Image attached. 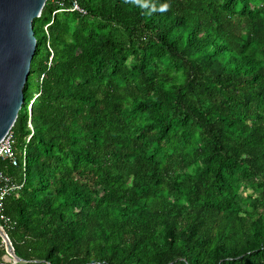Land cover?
I'll use <instances>...</instances> for the list:
<instances>
[{"label":"trees","instance_id":"16d2710c","mask_svg":"<svg viewBox=\"0 0 264 264\" xmlns=\"http://www.w3.org/2000/svg\"><path fill=\"white\" fill-rule=\"evenodd\" d=\"M34 31L17 256L264 264V0H48Z\"/></svg>","mask_w":264,"mask_h":264},{"label":"water","instance_id":"95a60500","mask_svg":"<svg viewBox=\"0 0 264 264\" xmlns=\"http://www.w3.org/2000/svg\"><path fill=\"white\" fill-rule=\"evenodd\" d=\"M47 3L48 0H0V144L25 111L37 55L34 22ZM0 237L6 244V258L23 261L2 227Z\"/></svg>","mask_w":264,"mask_h":264},{"label":"built area","instance_id":"2783aa9c","mask_svg":"<svg viewBox=\"0 0 264 264\" xmlns=\"http://www.w3.org/2000/svg\"><path fill=\"white\" fill-rule=\"evenodd\" d=\"M73 10L82 11L77 3L74 5ZM27 149L23 151V156L20 158L17 156L15 151V141L13 135L10 134L1 142L0 144V164L3 163H10L14 167H23V170H26L28 159ZM21 187L17 186L12 178L3 170H0V222L7 221L8 219L4 215V202L6 198L14 194L17 190ZM0 227L3 228L2 224L0 223ZM6 262L7 264H50L45 262H17L14 259L8 258Z\"/></svg>","mask_w":264,"mask_h":264},{"label":"rangeland","instance_id":"374dc122","mask_svg":"<svg viewBox=\"0 0 264 264\" xmlns=\"http://www.w3.org/2000/svg\"><path fill=\"white\" fill-rule=\"evenodd\" d=\"M24 115H25V111L23 113V116ZM252 194H253V191L251 189H249V188L248 189H245L244 191H242V195H243L244 198H246L247 196H251ZM1 247L2 248H5V250H6V244H5L4 241L1 243ZM6 257H7V253L4 256V260H5V262H10V261H7L8 259Z\"/></svg>","mask_w":264,"mask_h":264}]
</instances>
